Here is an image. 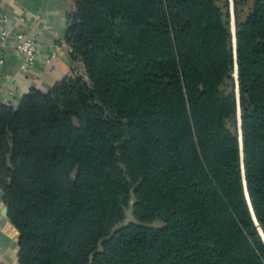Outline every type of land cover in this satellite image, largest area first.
I'll use <instances>...</instances> for the list:
<instances>
[{"label": "trees", "instance_id": "16d2710c", "mask_svg": "<svg viewBox=\"0 0 264 264\" xmlns=\"http://www.w3.org/2000/svg\"><path fill=\"white\" fill-rule=\"evenodd\" d=\"M71 2L69 73L0 103L18 263L264 264L227 0ZM233 4L245 181L264 233V0Z\"/></svg>", "mask_w": 264, "mask_h": 264}, {"label": "crops", "instance_id": "0c3cea01", "mask_svg": "<svg viewBox=\"0 0 264 264\" xmlns=\"http://www.w3.org/2000/svg\"><path fill=\"white\" fill-rule=\"evenodd\" d=\"M71 10V0H0V19L8 16L13 34L27 29V34L36 39L38 49L35 65L23 70L22 59L13 48L14 40L9 39L1 51L4 61L0 65V103L15 105L30 89L46 92L69 73L72 63L63 35L66 15ZM35 17H39L37 22ZM52 54L53 66L45 69V60ZM4 208L0 191V264H19L18 233L3 215Z\"/></svg>", "mask_w": 264, "mask_h": 264}, {"label": "water", "instance_id": "95a60500", "mask_svg": "<svg viewBox=\"0 0 264 264\" xmlns=\"http://www.w3.org/2000/svg\"><path fill=\"white\" fill-rule=\"evenodd\" d=\"M228 2V15H229V32L231 37V51H232V78L234 83V98H235V117H236V133H237V144L239 151V167H240V176L243 189V195L246 202V206L253 223V226L260 238L262 245L264 246V233L261 226L259 225L251 201L249 198L246 181H245V172H244V163H243V141H242V129H241V110H240V94H239V78H238V66H237V55H236V25H235V15H234V4L233 0H227ZM3 215L7 216V208L3 210Z\"/></svg>", "mask_w": 264, "mask_h": 264}, {"label": "built area", "instance_id": "2783aa9c", "mask_svg": "<svg viewBox=\"0 0 264 264\" xmlns=\"http://www.w3.org/2000/svg\"><path fill=\"white\" fill-rule=\"evenodd\" d=\"M39 17H35L34 21H38ZM19 21L23 22L24 19L19 18ZM10 38H13V48L17 56L22 59L23 70L31 69L37 60V41L34 37H31L27 34V29L21 28L16 33H11L9 28V18L6 15H3L0 19V65L3 64V56L1 51L4 50L7 46V43ZM54 54L46 58L45 66L49 69L52 68L54 62Z\"/></svg>", "mask_w": 264, "mask_h": 264}, {"label": "rangeland", "instance_id": "374dc122", "mask_svg": "<svg viewBox=\"0 0 264 264\" xmlns=\"http://www.w3.org/2000/svg\"><path fill=\"white\" fill-rule=\"evenodd\" d=\"M127 217H128V218H127V221H129V220H130V216H129V214L127 215Z\"/></svg>", "mask_w": 264, "mask_h": 264}]
</instances>
